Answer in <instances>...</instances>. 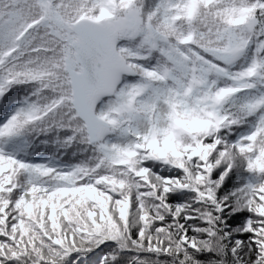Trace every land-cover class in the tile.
<instances>
[{"label":"snow or ice","instance_id":"6c2138e0","mask_svg":"<svg viewBox=\"0 0 264 264\" xmlns=\"http://www.w3.org/2000/svg\"><path fill=\"white\" fill-rule=\"evenodd\" d=\"M0 264H264V0H0Z\"/></svg>","mask_w":264,"mask_h":264}]
</instances>
